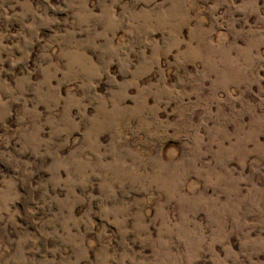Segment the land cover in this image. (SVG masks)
I'll list each match as a JSON object with an SVG mask.
<instances>
[{"label":"clouds","instance_id":"obj_1","mask_svg":"<svg viewBox=\"0 0 264 264\" xmlns=\"http://www.w3.org/2000/svg\"><path fill=\"white\" fill-rule=\"evenodd\" d=\"M0 264H264V0H0Z\"/></svg>","mask_w":264,"mask_h":264}]
</instances>
